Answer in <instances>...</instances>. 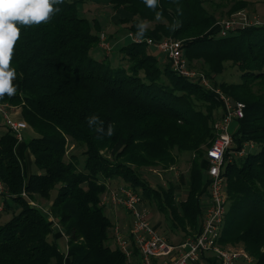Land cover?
<instances>
[{"label": "trees", "instance_id": "obj_1", "mask_svg": "<svg viewBox=\"0 0 264 264\" xmlns=\"http://www.w3.org/2000/svg\"><path fill=\"white\" fill-rule=\"evenodd\" d=\"M81 1L64 0L49 22L21 27L14 48L16 93L0 102L20 106L11 112L36 134L27 141L33 156L28 177L18 138L9 126L0 135V212L13 208L11 200L19 206L0 223V264H127L125 252L112 243L114 222L101 203L107 182L116 180L132 185L144 203L155 200L169 228L181 230L184 238L200 232L202 196L210 193L203 147L215 139L213 122L222 101L215 91L176 72L167 55L163 62L148 50L145 38L165 37L181 38L189 66L203 62L216 87L246 103L245 115L231 127V149L247 142L260 148L225 161L228 211L219 242L242 244L254 257L250 264H264V22L220 35L219 15L244 9L245 0H159L155 10L143 0H110L116 11L111 24L124 25L129 37L139 22L148 25L143 40L131 37L119 46L123 62L114 65L100 45L105 29L99 20L78 14ZM106 33L111 42L121 38L117 29ZM228 61L240 72L236 81L217 78ZM91 115L99 116L105 129L113 124L114 134L90 128ZM182 152L192 153L184 197L177 195L179 183L152 187L141 176L142 166L168 168ZM38 197L49 200L44 206L68 235V255L58 244L59 229L32 204L43 203ZM203 257L216 264L218 256Z\"/></svg>", "mask_w": 264, "mask_h": 264}, {"label": "built area", "instance_id": "obj_2", "mask_svg": "<svg viewBox=\"0 0 264 264\" xmlns=\"http://www.w3.org/2000/svg\"><path fill=\"white\" fill-rule=\"evenodd\" d=\"M263 23L257 15L230 16L217 21L220 35H227L239 28L254 24ZM133 40L135 35L130 33ZM101 47L110 50L113 45L108 39L106 31L100 33ZM148 44L155 46L164 52L171 61L172 68L179 74L198 81L200 84L215 91L222 101L221 113L213 122L216 134L214 141L206 147L208 160L209 197L210 200L203 204L202 229L196 235H188L181 242L173 243L168 240L151 221V210L143 202L142 195L132 185L126 183L112 184L107 182L101 203L105 207H111L113 211L126 209L131 217L128 222L121 223L116 220L112 227V243L125 252L128 263L134 264H194L198 262L205 253L214 252L222 261V264H250L254 257L246 248L238 246H224L220 241L223 227L228 211V199L226 193V177L223 168L226 159L244 156L248 147H253V142H247L240 150H232L233 135L231 132L232 123L245 115L246 103L235 99L220 87H216L208 76L189 67V62L184 53L183 40L165 37L159 40L145 38ZM143 40V39H142ZM141 41V40H140ZM14 106L0 102V112L11 129V132L18 138L23 139V130L28 123L20 118L12 116L11 109ZM4 186L0 182V196ZM22 195H27L23 191ZM32 204L38 205L47 211L52 226L62 231L61 224L50 212L49 207L38 204L31 200ZM3 204L0 203V210Z\"/></svg>", "mask_w": 264, "mask_h": 264}, {"label": "rangeland", "instance_id": "obj_3", "mask_svg": "<svg viewBox=\"0 0 264 264\" xmlns=\"http://www.w3.org/2000/svg\"><path fill=\"white\" fill-rule=\"evenodd\" d=\"M247 2V5L244 9L231 13L229 16H222L221 14L219 15V19L221 20V18H227L230 16H247L249 15L250 17H253L254 15H257L260 20L264 22V0H245ZM79 8L78 11L80 15H84L87 18L93 20V19H98L99 22L101 23V25L103 26L102 28L105 29V31H107L108 33H114L115 30H118L119 35L121 36H125L127 33V30L125 28L124 25H120V26H113L114 24H111L112 22L110 21V15L112 14L113 10L110 6V0H84L81 1L79 3ZM115 17V16H114ZM121 16H119L120 18ZM113 18V17H112ZM117 18V15H116ZM114 19V18H113ZM112 19V20H113ZM131 37L128 38H124V41L122 40V42H119L118 44H115L112 49L107 50L105 48H103V50L105 52H107V55H109V58H111V62L114 65L119 64L120 62L122 63L123 61V56L124 54L120 51L119 46L121 47L122 45L129 43L131 41ZM148 50L151 52V50L157 55V57L165 62L166 61V54L164 52H161L160 50H158L155 46L148 44ZM185 50V49H184ZM183 50V51H184ZM94 54L97 57H104V52L102 50L99 49H95V51H93ZM185 53V51H184ZM227 63V68L225 70V72H223L222 74L218 75L217 78L219 80H223V79H227V80H238L240 78V72L236 69V66L232 65V63L230 61L226 62ZM190 68H192L193 70L199 71V72H204V68H203V62L201 61H194V64H192L191 66H189ZM20 106H18L17 108H13V111H20ZM17 109V110H16ZM12 114V116L14 118H20L19 114L15 115L13 112H10ZM22 119V118H20ZM24 120V119H23ZM235 121L232 123L231 127L234 125ZM8 129V125L4 119V115L2 112H0V135H2L3 133H5ZM36 134V132L30 127H26L23 130V135L26 141H28L32 136H34ZM204 149L206 148L205 146L203 147ZM252 147H248V149H250ZM260 146L255 145L253 146L252 150L257 151L259 150ZM72 150V147L69 148V151ZM79 154V151H76ZM177 152V151H176ZM79 161L83 164L84 163V157L79 154ZM192 157V153L190 152H182L178 155V162L169 166L168 168H165V166L162 163H158L155 165H144L141 168V176L145 179V180H149L150 185L152 187L155 186H159V184L166 186L168 185L169 182H176L179 183L180 186V190L183 186H185L186 184V176H187V172L190 169V159ZM203 159V158H202ZM201 159V160H202ZM204 161V160H203ZM116 182H120L119 180H116ZM140 191H142L140 189ZM148 193V191H146ZM146 192H143V194H146ZM57 194V189H54L52 192V196L54 197ZM177 195H179V192H177ZM38 199L40 201H42L44 203V205L47 204V202H49L48 199H42L40 197H38ZM2 200L1 199V204H2ZM210 197H208V195H204L202 196V203L204 201H209ZM11 206L13 207L12 209H8V211H1L0 212V223H4L7 220L9 221V218L12 216V210L16 209L18 210L19 206L16 205L14 203L13 200L10 201ZM43 203H41L43 205ZM148 208L151 210V216H149L151 218V221L156 225V223L161 220V223L159 225V231H161L162 234L165 235H169L172 233H176L177 235L182 234V231L179 229H170L169 228V219L162 213H159L158 209H157V203L155 200L151 201L150 203H147ZM40 208V207H39ZM43 212H45L46 214L47 211L44 210L43 208H40ZM105 212L107 213V215L110 216V219H112L113 222H115L116 220L122 221L124 219H130L131 214L130 212H128L126 209L121 208L120 210H116L113 211L111 209V207H105ZM123 223V222H121ZM57 229V228H56ZM63 231V228H62ZM64 232V231H63ZM65 233V232H64ZM58 244L60 246V248L62 249L63 252H67L69 248L68 247V235L65 234V236L60 237L58 239ZM224 246H238V247H243V249L245 248L244 245L239 244V245H224ZM206 255H212V256H216V254L214 252H208L205 253ZM202 258H204L203 256H201ZM200 259L201 264H212V262H210L208 259ZM196 263V262H195ZM216 264H222V261L220 260V258H216Z\"/></svg>", "mask_w": 264, "mask_h": 264}, {"label": "clouds", "instance_id": "obj_4", "mask_svg": "<svg viewBox=\"0 0 264 264\" xmlns=\"http://www.w3.org/2000/svg\"><path fill=\"white\" fill-rule=\"evenodd\" d=\"M144 4L155 10L159 6V0H143ZM64 3V0H0V99L4 96H13L16 87L13 81L16 71L11 67L14 48L21 35V27H31L41 23H47L53 14L60 11L56 5ZM179 12V9H178ZM161 13H157V19ZM179 26V22L176 23ZM137 41L144 38L148 28L146 22L137 24ZM88 126L95 127L102 135L111 137L114 134V125L109 123L107 129L104 122L97 115L88 117Z\"/></svg>", "mask_w": 264, "mask_h": 264}, {"label": "crops", "instance_id": "obj_5", "mask_svg": "<svg viewBox=\"0 0 264 264\" xmlns=\"http://www.w3.org/2000/svg\"><path fill=\"white\" fill-rule=\"evenodd\" d=\"M115 14H116V11L114 12H112V14H111V19H113V18H115L114 16H115ZM113 17V18H112ZM128 38L129 37V35H127V33H126V35L125 36H121V38L120 39H118V40H115V41H113L112 40V45L114 46L115 44H118L119 42H122V40L124 41V38ZM151 52H153L152 50H151ZM17 153H18V155H19V157H20V159H21V163H22V167H23V169H24V171H25V175L28 177L30 174H31V172H32V164H33V156H32V154H31V152H30V149H29V147H28V143H27V141L25 140V138H24V135H23V139H21V141L19 140V142H18V144H17ZM119 183H122V182H115V183H113V184H119ZM186 184V183H185ZM186 187H187V185H185V186H183L182 188H181V190H180V192H179V195H178V197H184V191L186 190ZM205 195H208V197H209V194H205ZM207 201H204L203 202V204H205ZM44 205V204H43ZM121 222H123V223H126V222H128V219L126 218V219H124V220H122ZM160 223H161V220H159L157 223H156V227L158 228V230H159V225H160ZM154 224V223H153ZM55 228V227H54ZM56 229V228H55ZM57 230V229H56ZM59 231V233L62 235V236H65V234H64V232L63 231H60V230H58ZM159 232H161V231H159ZM165 237H167L168 238V240L169 241H171V242H173L174 244L175 243H178V242H181L183 239H184V237H183V233L182 234H180V235H177L176 233H172V234H169V235H165V234H163ZM68 253H69V249H68V251H67V253H66V255H68ZM136 256H137V254H135V258H134V264H135V261H136ZM202 258V257H201ZM200 258V259H201ZM202 259H205V258H202ZM194 264H201V262H200V260L198 261V262H196V263H194Z\"/></svg>", "mask_w": 264, "mask_h": 264}]
</instances>
